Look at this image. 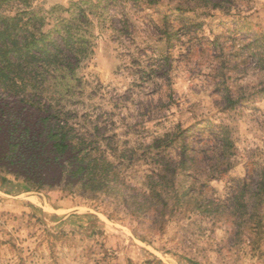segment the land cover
I'll list each match as a JSON object with an SVG mask.
<instances>
[{
  "label": "rangeland",
  "instance_id": "374dc122",
  "mask_svg": "<svg viewBox=\"0 0 264 264\" xmlns=\"http://www.w3.org/2000/svg\"><path fill=\"white\" fill-rule=\"evenodd\" d=\"M76 5L90 53L66 86L35 92L104 126L120 179L137 189L154 168L153 139L186 130L197 155L177 186L194 196L159 229L120 200L26 190L0 174V264H264V234L252 251L229 211L264 170V0H32L44 30ZM2 97L6 115L34 129L38 110Z\"/></svg>",
  "mask_w": 264,
  "mask_h": 264
},
{
  "label": "trees",
  "instance_id": "16d2710c",
  "mask_svg": "<svg viewBox=\"0 0 264 264\" xmlns=\"http://www.w3.org/2000/svg\"><path fill=\"white\" fill-rule=\"evenodd\" d=\"M87 21L85 11L76 5L69 19L60 18L44 30L46 20L32 8V0H0V134L5 132L0 174L13 176L26 190L54 189L82 199L120 200L130 216L149 215L160 229L184 200L194 196L189 188L180 191L177 186V179L195 167L197 155L181 142L186 130L153 139L154 168L144 176L143 188L137 189L120 179L122 164L115 162L118 145L103 134L104 126L79 122L70 110L43 102V94L35 92L51 81L66 86L67 78L88 57L90 47L80 28ZM2 93L38 110L34 129L6 115ZM171 148H178V157L169 154ZM261 175L254 188L244 186L246 198L241 194L242 202L229 210L236 233L248 235L254 252L260 249L264 234V170Z\"/></svg>",
  "mask_w": 264,
  "mask_h": 264
}]
</instances>
